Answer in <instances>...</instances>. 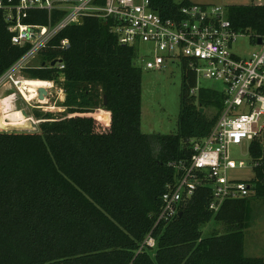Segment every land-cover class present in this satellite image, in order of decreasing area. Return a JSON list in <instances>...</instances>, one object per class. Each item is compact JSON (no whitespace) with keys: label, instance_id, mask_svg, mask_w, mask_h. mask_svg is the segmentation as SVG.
Wrapping results in <instances>:
<instances>
[{"label":"trees","instance_id":"obj_1","mask_svg":"<svg viewBox=\"0 0 264 264\" xmlns=\"http://www.w3.org/2000/svg\"><path fill=\"white\" fill-rule=\"evenodd\" d=\"M190 3L153 0L165 17ZM227 9L236 30L264 35V5ZM31 14L37 18L30 22L46 23L45 12ZM65 39L70 47L58 49ZM24 52L0 11V77ZM41 56L44 63L62 57L65 69L43 65L27 74L62 86L67 111L34 113L39 131H0V264H264V257L245 255L248 199L264 198L261 170L251 196L217 213L208 208V188L200 189L181 215L153 232L155 247L144 246L175 180L169 164L192 153L189 140L210 133L222 92L192 95L197 76L183 67L178 133L147 134L137 51L119 44L107 23L88 18L69 27ZM212 221L225 230L204 235Z\"/></svg>","mask_w":264,"mask_h":264},{"label":"built area","instance_id":"obj_2","mask_svg":"<svg viewBox=\"0 0 264 264\" xmlns=\"http://www.w3.org/2000/svg\"><path fill=\"white\" fill-rule=\"evenodd\" d=\"M0 11L4 13L12 44L25 50L0 77V98L14 91L24 104L42 109L58 90V84L44 80L52 85L45 86L47 95L40 100L41 86L31 85L40 79L29 77L27 71L43 65L64 70L62 57L56 59L55 66L53 61L33 63L42 52L52 48L63 31L82 25L88 18L107 23L119 44L134 47L137 63L148 70H161L167 63L179 62L182 69L186 66L196 73L197 82L202 77L223 85L218 90L224 95L223 108L210 133L189 140L192 153L169 164L175 170V180L162 195L153 230L144 246L155 247L153 232L173 222L183 205L202 188L210 192L208 208L213 213L219 212L226 202L254 193L258 171L264 173V35L236 30L227 7L191 2L165 17L154 9L153 0H0ZM32 11L45 12L46 23L30 22L37 18ZM244 37L257 47L247 58L233 51ZM144 46H148L149 58L142 54ZM69 47L70 42L65 39L57 48ZM198 91L194 88L191 94ZM29 120L35 130V120ZM244 143L248 145V163L235 160L230 153L232 147ZM245 170L252 172L249 178L237 176Z\"/></svg>","mask_w":264,"mask_h":264},{"label":"rangeland","instance_id":"obj_3","mask_svg":"<svg viewBox=\"0 0 264 264\" xmlns=\"http://www.w3.org/2000/svg\"><path fill=\"white\" fill-rule=\"evenodd\" d=\"M176 3H181L184 0H174ZM192 3H209L210 5H217L222 7H229L233 5H264V0H193ZM257 47L250 43L248 37L240 38L234 45L233 51L236 55L242 58L249 57ZM142 54L145 58H149L148 46H144ZM44 57L35 60L33 65H41L44 63ZM138 67L142 70L143 75V108L144 115L142 119V130L147 134H177L179 131L178 121L181 110L180 93L182 89V66L179 62L167 63L161 70H148L141 63ZM28 75V74H27ZM33 86H49L51 84L42 81H33ZM57 89L49 100L43 104L42 109H36L28 106L20 101L19 97L13 92L5 94L0 98V121L5 123L7 129L9 127L28 126V121H25L20 114V110L15 112V108L29 109V119L36 122L35 130L39 131L38 120L34 113L36 112H50L54 115L61 116L66 113L67 109L61 106L63 101L62 86L57 85ZM197 90L200 88H209L221 90L223 85L219 82L200 77L198 79ZM62 89V91H61ZM31 92L34 88L31 87ZM211 110L208 114H212ZM1 131V130H0ZM17 131V130H16ZM21 132V131H18ZM155 150H158L159 145L154 144ZM231 156L238 161L249 162V150L247 143L241 146H234L230 149ZM250 170L239 172L237 176L249 178L252 174ZM249 206L252 208V215L248 221V227L245 230V244L247 248L246 255L253 257H264V198L253 196L249 198ZM214 230L223 231L225 226L221 223L212 221L204 229V235H211Z\"/></svg>","mask_w":264,"mask_h":264},{"label":"water","instance_id":"obj_4","mask_svg":"<svg viewBox=\"0 0 264 264\" xmlns=\"http://www.w3.org/2000/svg\"><path fill=\"white\" fill-rule=\"evenodd\" d=\"M261 43V40H259V44ZM57 63V60L53 61L52 62V66H55ZM39 99L40 100H44L45 99V96L47 95V91L45 89H40L39 90ZM202 112H204V109L201 110ZM20 114L22 117L20 118H23L25 121H28V126H20V127H9L7 129H0L1 131H21V132H31V129H33L34 127V124L32 121L29 120V113L27 112L26 109H21L20 111ZM181 215V214H180Z\"/></svg>","mask_w":264,"mask_h":264},{"label":"crops","instance_id":"obj_5","mask_svg":"<svg viewBox=\"0 0 264 264\" xmlns=\"http://www.w3.org/2000/svg\"><path fill=\"white\" fill-rule=\"evenodd\" d=\"M184 1H186V0H184ZM188 1H193V0H188ZM200 4H204V5H210L209 3H206V2H204V3H200ZM20 109V108H19ZM19 109H15V112L17 111V110H19ZM21 110V109H20ZM251 215H252V208H251ZM246 252H247V248H246V244H245V255H246ZM247 256V255H246ZM247 257H253V254L252 255H250V256H247Z\"/></svg>","mask_w":264,"mask_h":264},{"label":"bare ground","instance_id":"obj_6","mask_svg":"<svg viewBox=\"0 0 264 264\" xmlns=\"http://www.w3.org/2000/svg\"><path fill=\"white\" fill-rule=\"evenodd\" d=\"M40 81H42V82H47V81H44V80H40ZM51 85H52V84H51ZM40 88H42V89H46V88H44V87H42V86H41ZM33 95H34V94H33ZM33 95H32V96H33ZM27 96L29 97V95H27Z\"/></svg>","mask_w":264,"mask_h":264}]
</instances>
